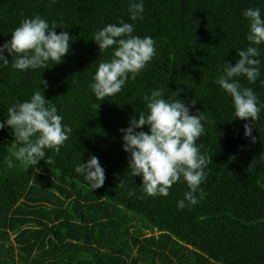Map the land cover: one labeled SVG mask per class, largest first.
<instances>
[{"label":"trees","instance_id":"obj_1","mask_svg":"<svg viewBox=\"0 0 264 264\" xmlns=\"http://www.w3.org/2000/svg\"><path fill=\"white\" fill-rule=\"evenodd\" d=\"M128 7L129 0H0V45L35 15L72 36L62 63L20 71L8 56L10 63L0 65V121L41 87L73 130L59 153L46 150L54 163L37 165L16 160L12 130H0V264H264V113L255 122L235 118L231 96L215 83L222 64L234 66L248 46L244 10L264 14V0H144L136 21ZM120 20L135 25L134 35L152 37L156 55L120 93L99 101L90 85L112 50L101 54L93 36ZM260 47L259 79H238L264 102ZM158 88L165 98L181 90L192 113L206 117L197 143L213 162L199 203L186 201L184 209L183 179L168 196H149L123 150L120 130L147 111L144 96ZM92 155L106 175L94 190L75 172Z\"/></svg>","mask_w":264,"mask_h":264},{"label":"clouds","instance_id":"obj_2","mask_svg":"<svg viewBox=\"0 0 264 264\" xmlns=\"http://www.w3.org/2000/svg\"><path fill=\"white\" fill-rule=\"evenodd\" d=\"M144 0H129L131 21L142 19ZM248 21L246 49L238 51L239 59L233 66L223 63L220 75L215 80L229 96L234 108V117L241 120L259 121L264 113V102L251 87L244 86L239 77H245L250 84L256 83L261 75L260 65L264 45V14L259 7H249L243 12ZM59 25L40 15L24 18L12 32L11 39L0 45V65L7 66L8 56L14 57L12 67L45 69L62 63L71 48L72 36L67 31L57 33ZM135 25L120 20L97 31L93 38L100 53L112 50L111 58L102 60L93 75L90 87L95 99L103 101L120 93L126 82L135 79L156 55L155 41L150 36L134 35ZM7 52L8 55H5ZM44 88L47 81L43 80ZM180 91L165 98L162 88L144 96L147 111L134 115L127 128H122L123 150L130 154L128 167L132 176L142 177L141 190L149 196H168L170 188L183 179L189 191L178 201L184 209L187 204L199 203L197 193L206 179V169L213 162L212 156L202 153L197 141L205 133L203 112L193 114L191 107L180 98ZM194 99L191 105H195ZM138 116V118H137ZM64 117L57 106L45 97L40 87L30 99L17 101L7 109V119L0 121V130L9 127L16 142L13 156L22 164L37 165L40 160L54 163L46 150L60 152L69 139L72 128L63 123ZM145 125L148 131L144 130ZM245 136L252 137L253 126L245 123ZM253 142L255 137H252ZM12 167V161H8ZM88 186L94 190L105 183V169L99 158L92 155L87 162L76 165Z\"/></svg>","mask_w":264,"mask_h":264}]
</instances>
